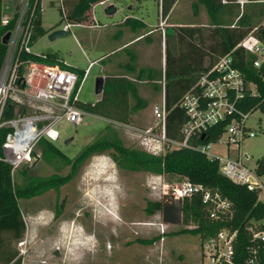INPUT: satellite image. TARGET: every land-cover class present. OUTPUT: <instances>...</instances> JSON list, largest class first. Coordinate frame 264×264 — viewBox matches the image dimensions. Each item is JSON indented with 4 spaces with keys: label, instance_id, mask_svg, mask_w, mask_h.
Returning a JSON list of instances; mask_svg holds the SVG:
<instances>
[{
    "label": "rangeland",
    "instance_id": "1",
    "mask_svg": "<svg viewBox=\"0 0 264 264\" xmlns=\"http://www.w3.org/2000/svg\"><path fill=\"white\" fill-rule=\"evenodd\" d=\"M63 1L69 12L74 0ZM187 2L180 1L176 9L177 16L194 19L202 26L211 24L205 4L201 3L194 16L191 9L186 8ZM7 3L12 6L14 1L8 0ZM131 3L134 4L133 10L129 8ZM115 5L118 9L108 14L105 6L96 4L92 15L99 23L97 26L75 24L67 35L53 39L50 33L63 28L65 23L62 0H42V25L35 30V37L30 44L32 51L67 59L83 71L89 67L79 92L82 102H95L102 95L96 89V82L98 78L104 77L103 63L93 61V64H89L96 58V53H105L122 41H112L109 35L115 23L127 13L134 12L133 15L137 17L144 14L147 21L154 23H158L163 15L158 0H117ZM3 14H10V11L4 8ZM163 19V25H160L162 35L163 27L168 24L167 19ZM204 32L207 35L210 29ZM170 34L167 31V36ZM168 38L174 41V37ZM200 39L197 38L198 42ZM144 40L118 51L117 55H127L128 50ZM199 43L204 44L203 41ZM145 56L159 70L162 59L160 43L157 42V46L152 47ZM132 59L130 54L129 60ZM43 61L51 62L46 57ZM156 78L155 81L138 82L141 94L149 98L150 104L140 109L137 115L131 116L130 123L119 122L83 108L87 113L81 123L65 117L57 122L60 137L55 140L56 144L68 156L75 157L101 136L110 138L118 135L125 145L148 150L143 141L144 133L138 128L156 124L153 105L161 97L159 89L154 88L158 84L163 90L166 82L163 76ZM251 88L256 90L254 83H251ZM27 109L34 112V106L27 105ZM248 124L254 128L256 135L247 137L241 144V150L249 155L244 157L245 162L254 167L258 158L264 155V113L260 108L252 110ZM70 136H74L73 140L66 143ZM217 149L224 151L222 146ZM33 151L37 152L38 159L33 158L20 168L27 165L32 173L39 176L59 173L68 177L58 187L21 198L26 232L16 245L23 255V264H212L211 258L204 253V242L200 235L180 231L187 225L183 220L171 223L164 219L163 211L153 214L146 211L149 200L170 202L171 185L183 180V176L119 166L111 155L113 148L94 152L75 170L71 164L62 163L63 160L57 157L46 159L38 142ZM18 172L14 173L15 179H20ZM166 188H169L168 193L164 192ZM193 225L191 222L187 226ZM156 235L160 237L151 243L136 240L138 237L151 238Z\"/></svg>",
    "mask_w": 264,
    "mask_h": 264
},
{
    "label": "trees",
    "instance_id": "2",
    "mask_svg": "<svg viewBox=\"0 0 264 264\" xmlns=\"http://www.w3.org/2000/svg\"><path fill=\"white\" fill-rule=\"evenodd\" d=\"M99 0H74L70 5L68 18L72 22H85L90 20L94 3ZM175 0H162V11L166 15ZM208 3V13L211 24L208 26L190 25L180 28L190 34L193 39L187 41L188 51L174 57V64L170 66V50L167 48L166 67V106L167 123L166 132L170 138H181V129L185 122L186 111L179 104L185 91L192 88L200 76L207 72L221 56L231 53L235 65L246 74L248 81H253L256 93L246 90L243 98L237 101L242 110L260 108L264 113V66L254 64L256 54L248 51L239 42L250 32H254L264 41V1H250L240 9L239 2H223L222 0H205ZM199 4L196 3L195 13H198ZM113 7H108V11ZM236 8V9H235ZM3 1L0 0V71L5 61L8 45L2 40L5 31L10 28L2 24ZM239 16L237 20L235 17ZM11 23L10 25H12ZM210 29L209 34L204 30ZM197 38H201L199 43ZM206 41H208L206 43ZM198 42V43H197ZM191 43V46H190ZM206 43V44H205ZM24 57L42 59L34 52H25ZM50 60V59H48ZM52 61V59H51ZM50 62V61H49ZM66 66V65H65ZM81 76L85 71L78 69ZM138 82L128 76H106L104 91L95 102H78L87 111L97 113L110 119L123 123H130L131 116L136 109L146 107L147 101L140 94ZM161 87L156 85L155 88ZM136 101L131 103V99ZM16 101L9 98L7 101L4 119L15 114ZM137 111V110H136ZM231 116L211 125L206 134L209 138L220 135ZM10 126L0 127V155L3 154V143ZM114 136V135H113ZM98 140L88 144L75 157L68 156L48 136H42L38 145L46 159L57 157L62 163L71 164L75 170L81 162L85 161L96 151H105L113 148V159L119 166L129 169H142L155 173L178 174L195 183H203L212 190H218L229 198L233 205V213L228 219H213L210 217L207 204L201 193H193L183 198V221L185 224L193 222V226H184L180 231L200 235L202 242L216 234L223 227L238 229L235 240V260L239 264L248 263V245L252 242L246 227L253 219L264 216V201L258 199V192L250 190L245 184L237 183L220 171L219 161L210 158L204 152L193 147L195 143L204 140L202 136L191 140L189 146L168 148L163 153L149 152L145 148L125 145L118 135L115 137L101 136ZM33 158H38L33 151ZM19 170V172H18ZM257 170L264 174V155L257 160ZM20 179H15L12 166L0 157V264H23V255L16 242L24 237L26 220L21 208V198H28L41 194L50 187H58L68 177L54 173L49 176H39L32 173L31 168L24 166L18 168ZM166 204L162 199L149 200L146 211L153 214L163 211ZM160 235L151 238L138 237L141 243L156 241ZM229 264V263H223ZM264 264V262L262 263Z\"/></svg>",
    "mask_w": 264,
    "mask_h": 264
},
{
    "label": "built area",
    "instance_id": "3",
    "mask_svg": "<svg viewBox=\"0 0 264 264\" xmlns=\"http://www.w3.org/2000/svg\"><path fill=\"white\" fill-rule=\"evenodd\" d=\"M3 1V11L7 8L10 14L2 15V24L8 25L10 31L8 49L5 61L0 71V127H11L3 143L2 157L12 166V174L24 163L33 159V147L42 136L58 140L60 130L56 127L58 121L66 118L75 123H81L87 113L79 105V92L89 67L81 74L72 67L59 63H45L42 59L24 57L25 52H33L31 42L42 14V0H10L14 4ZM117 0H99L94 3L105 7L115 5ZM62 0L61 10L65 18L64 28L70 31L73 25H89L87 22H72ZM13 23L12 25H10ZM4 33V34H5ZM238 45L256 54L254 64L264 66V41L255 33L250 32ZM41 58L45 53L37 54ZM253 81H248L246 74L235 65L231 53H227L197 80L196 84L181 97L179 104L185 109L186 118L181 129V138L167 136V106L165 99L153 105L156 124L138 128L144 133V143L147 149L159 154L168 148L189 146L191 140L202 136L204 140L195 143L193 147L204 152L210 158L219 161L220 171L233 181L245 184L250 190L258 192V199L264 201V174L257 170V165L251 167L244 157L247 153L241 150V144L256 131L248 124L252 110H242L237 101L243 98L246 90L251 89ZM16 101L15 114L4 119L7 101ZM27 105L34 106V112H29ZM25 113L22 114V108ZM231 116L224 131L209 138L206 130L213 124ZM157 130V131H156ZM222 146L224 150L217 147ZM172 199L184 198L193 193H201L207 204L210 217L213 219H228L232 216L233 205L229 198L218 190H212L203 183H195L184 177L183 180L171 185ZM169 188L164 190L168 193ZM250 240L248 245V263L262 264L264 262V216L253 219L246 225ZM238 229L221 228L216 234L204 241V253L212 264H239L235 260V240Z\"/></svg>",
    "mask_w": 264,
    "mask_h": 264
},
{
    "label": "crops",
    "instance_id": "4",
    "mask_svg": "<svg viewBox=\"0 0 264 264\" xmlns=\"http://www.w3.org/2000/svg\"><path fill=\"white\" fill-rule=\"evenodd\" d=\"M137 1L142 2L144 0H137ZM180 1L181 0H175L169 12L165 15L162 11V0H158L159 9H161L162 14H163L158 23H154L153 21H150V22L147 21V18H144L145 17L144 14L143 15L141 14L140 17H137L133 15L134 13L133 11H132L133 13H127L126 16L123 17L122 20L115 23V26H113L112 28L113 31L110 32L109 34L112 41L113 40H122V41L118 43L119 44L118 46L115 45L116 47H113L112 49L106 51L105 53H101L103 51H100V53H96V58L90 61L89 66L93 64V61L94 62L101 61L103 63L102 69H103L104 80L106 76H121V75L128 76L129 78L137 82L155 81L157 79L156 77L160 78L161 76H163L166 79L165 73H166V67H167V48L170 50V53H169L170 63L169 64L170 66L174 67L173 66L174 57H177L180 54L182 55L183 53L188 51L189 45H187L186 43L187 41H189L190 39H193V41L195 40V38H192L190 34L186 33L180 27L190 26V25H199L196 21H193L194 19H181L179 16L176 15V9ZM187 1H188L187 2L188 4L186 8L189 7L191 9V12L194 14V16H196V13L194 10L196 7V3H198L199 6H201V3H203L202 5L205 4L204 6L206 7L208 6V3H206L205 0H187ZM222 1L225 3L232 2V1L239 2L240 9L243 10L245 7V4H247L248 2L260 1V0H232V1L222 0ZM140 5L141 4H138V6ZM199 6H198V10H199ZM108 7H113V8L112 10L108 11L107 9ZM108 7H105V10L107 11L108 14L114 13L118 9L116 5H111ZM129 8L130 10H133L134 4L131 3L129 5ZM93 12L94 11L92 9L90 20L85 21L89 24L88 26H92V27L97 26L99 24L96 21L95 15H92ZM41 17H42V14L38 21V26L42 25ZM171 17H173V19H171ZM238 17L239 16H236L235 20H237ZM163 18L167 19V22H168L167 27H163L164 35H162V30L160 26V25H163V22H164ZM167 31L171 33L170 35H168L169 37H172V38L174 37V41L172 40L171 42L169 40L167 36ZM143 39H146V40H144V42H142L141 44H138V46H134L131 50H128L129 53L131 51L130 53L131 58L133 57L132 61L129 60L130 54H128V52H127V55L125 56L124 55L121 56L120 54L117 55L118 51H121L124 48L128 49L129 46H131L134 43L140 42ZM157 42L160 43V53L162 57L161 64L160 66H158L159 70H157L156 69L157 66L153 64V62L149 61L145 56V53L147 54L148 52L149 53L151 52L152 47L157 46ZM190 46H191V43H190ZM36 54H39V53H36ZM45 54L47 55L46 57L47 59H50V60L52 59L50 64L59 63L63 66L66 65L68 67H72L76 71H78V69L81 70V67L71 64L67 59H64V58L61 59L57 56H52L49 53H45ZM109 57H113V58H109ZM165 85H166V82L164 84L163 90H162V87L154 88L155 90L159 89L160 97H161L158 101H156V103L160 102L163 99H165L166 101ZM139 90H140V86H139ZM102 93L103 92H101V94ZM140 94H141V90H140ZM141 96L143 97V99L147 101L146 106H148L150 104L149 98H147L146 96H143L142 94ZM133 100L134 102L132 103V99H131L132 104H134L136 101L134 98ZM156 103H154V105ZM136 110L134 111L132 116L137 115V112L140 109H136Z\"/></svg>",
    "mask_w": 264,
    "mask_h": 264
},
{
    "label": "water",
    "instance_id": "5",
    "mask_svg": "<svg viewBox=\"0 0 264 264\" xmlns=\"http://www.w3.org/2000/svg\"><path fill=\"white\" fill-rule=\"evenodd\" d=\"M68 30L64 27L61 29H56L50 33L51 38H57L58 36L67 35ZM10 37V31L6 32L2 40L5 43H8ZM105 80L104 77L98 78L96 82L97 91L103 92L104 90ZM25 113V108H22V114ZM205 133L202 134V138H204ZM74 136H70L67 138L66 143H70L73 140ZM38 158H35V160ZM164 219L167 222L171 223H180L183 220V199L182 198H173L170 202H167L163 207Z\"/></svg>",
    "mask_w": 264,
    "mask_h": 264
}]
</instances>
